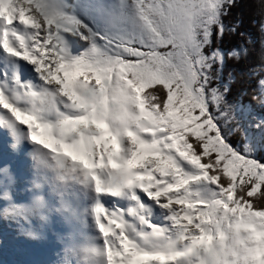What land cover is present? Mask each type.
Listing matches in <instances>:
<instances>
[{
	"label": "snow or ice",
	"instance_id": "1",
	"mask_svg": "<svg viewBox=\"0 0 264 264\" xmlns=\"http://www.w3.org/2000/svg\"><path fill=\"white\" fill-rule=\"evenodd\" d=\"M0 0L4 264H264V0Z\"/></svg>",
	"mask_w": 264,
	"mask_h": 264
},
{
	"label": "trees",
	"instance_id": "2",
	"mask_svg": "<svg viewBox=\"0 0 264 264\" xmlns=\"http://www.w3.org/2000/svg\"><path fill=\"white\" fill-rule=\"evenodd\" d=\"M238 7L234 8L232 11L233 13H243L244 15L247 16L248 14V0H238Z\"/></svg>",
	"mask_w": 264,
	"mask_h": 264
},
{
	"label": "rangeland",
	"instance_id": "3",
	"mask_svg": "<svg viewBox=\"0 0 264 264\" xmlns=\"http://www.w3.org/2000/svg\"><path fill=\"white\" fill-rule=\"evenodd\" d=\"M0 264H4V257L2 253H0Z\"/></svg>",
	"mask_w": 264,
	"mask_h": 264
}]
</instances>
